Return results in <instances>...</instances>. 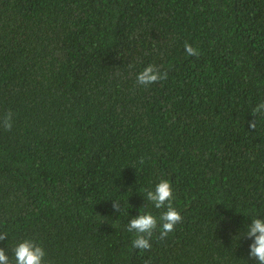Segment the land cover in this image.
I'll return each mask as SVG.
<instances>
[{
	"label": "trees",
	"instance_id": "16d2710c",
	"mask_svg": "<svg viewBox=\"0 0 264 264\" xmlns=\"http://www.w3.org/2000/svg\"><path fill=\"white\" fill-rule=\"evenodd\" d=\"M150 64L167 79L138 84ZM261 102L264 0H0V248L12 264L25 238L51 264H258ZM161 179L182 221L133 248L131 218L166 211L146 199Z\"/></svg>",
	"mask_w": 264,
	"mask_h": 264
},
{
	"label": "clouds",
	"instance_id": "9594fccd",
	"mask_svg": "<svg viewBox=\"0 0 264 264\" xmlns=\"http://www.w3.org/2000/svg\"><path fill=\"white\" fill-rule=\"evenodd\" d=\"M185 51L189 56H199L198 49H195L191 44L185 42ZM167 79V73H161L156 65L150 64L146 66L137 76V83L143 86H148ZM264 111V102H261L253 109V115ZM11 112L6 113L2 120V126L5 130L10 131L12 128ZM250 128H255V120L250 122ZM143 163V158H141ZM146 199L150 201L156 209L166 208L162 212L159 219L150 211L139 213V215L131 218L127 227V231L135 234L132 241V247L140 250H149L151 248L150 240L158 224L160 227L159 238L163 239L169 232L173 231L176 224L182 221L179 211L173 207V188L171 182L167 179H161L155 186L154 190H146ZM113 208L117 212L120 211L118 202H113ZM247 238L252 240L249 245V255L258 261V264H264V219L252 218V223L247 226ZM7 233H0V241L7 238ZM13 251L15 264H51L45 259L46 252L42 245L33 241L30 238H25L19 242ZM0 264H12V260L6 253L4 248H0Z\"/></svg>",
	"mask_w": 264,
	"mask_h": 264
}]
</instances>
